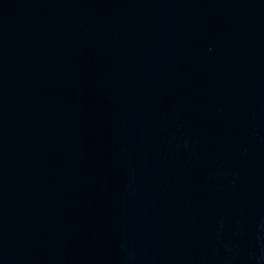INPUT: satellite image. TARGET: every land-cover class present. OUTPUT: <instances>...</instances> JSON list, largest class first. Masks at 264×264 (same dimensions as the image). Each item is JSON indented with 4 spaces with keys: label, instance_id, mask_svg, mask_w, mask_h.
I'll use <instances>...</instances> for the list:
<instances>
[{
    "label": "water",
    "instance_id": "1",
    "mask_svg": "<svg viewBox=\"0 0 264 264\" xmlns=\"http://www.w3.org/2000/svg\"><path fill=\"white\" fill-rule=\"evenodd\" d=\"M0 264H264V0H0Z\"/></svg>",
    "mask_w": 264,
    "mask_h": 264
}]
</instances>
